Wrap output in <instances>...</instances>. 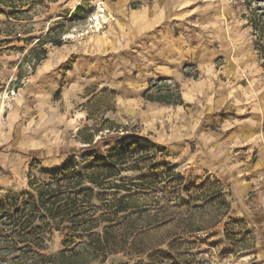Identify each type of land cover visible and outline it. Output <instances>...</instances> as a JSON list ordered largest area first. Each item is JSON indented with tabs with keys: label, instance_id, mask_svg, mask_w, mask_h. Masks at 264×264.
<instances>
[{
	"label": "rangeland",
	"instance_id": "rangeland-1",
	"mask_svg": "<svg viewBox=\"0 0 264 264\" xmlns=\"http://www.w3.org/2000/svg\"><path fill=\"white\" fill-rule=\"evenodd\" d=\"M142 8L167 12L169 39L133 34ZM263 29L264 0H0L2 256L38 235L86 264H264ZM49 39L62 45L37 43ZM165 87L184 104L142 97ZM46 187L76 197L74 224L44 217ZM124 220L175 242L151 257L86 252Z\"/></svg>",
	"mask_w": 264,
	"mask_h": 264
},
{
	"label": "trees",
	"instance_id": "trees-1",
	"mask_svg": "<svg viewBox=\"0 0 264 264\" xmlns=\"http://www.w3.org/2000/svg\"><path fill=\"white\" fill-rule=\"evenodd\" d=\"M136 7H134L135 9ZM254 32H258L260 28L256 26L253 27ZM260 32V31H259ZM263 33H260V36H264ZM264 38H260L255 41V45L257 47V51L260 54V57L264 60ZM37 43L39 45H44L46 43H51L53 46H61V40H38ZM41 55L36 57V61L34 63V67L45 58L46 49H41ZM166 90L161 92L157 91V93H143L142 97L149 102H156L164 105H182V100L179 97L175 96V93L172 92L168 87H165ZM86 143H90V141H86ZM97 175L92 174L90 178H95ZM98 177V176H97ZM91 183H96L95 180L90 181ZM118 188V187H117ZM65 192L61 190V187H46L44 189H40L37 194L39 196V208L42 210V214L48 221H54L55 219H59L60 223H73L71 219L67 220L70 215L74 214L72 212V208H75V199L71 198L70 195H64ZM72 203L70 205V201ZM126 209H121L120 212H124ZM77 215L74 216L76 218ZM67 220V221H66ZM54 223V224H60ZM217 221H214L204 228H189L191 224H188V230L186 232H198L203 229L211 228L215 226ZM26 229H29L31 223L27 225ZM55 230L57 229V225ZM59 226V225H58ZM27 233L25 237L28 235ZM29 236V235H28ZM65 242V241H64ZM141 235L134 230V227L130 223V221H125L121 223H116L115 225H110L109 227H104L99 233H95L94 235H90L87 238L84 249L86 252H90L91 250L100 251L104 256L114 255L119 253H124L128 255H139V254H147L148 257L152 256V249L158 248L163 245H170L175 242L174 236L166 235L162 237L157 244L152 245L148 243ZM22 246L13 251H17V255L11 257L9 256L13 253L7 251L6 248L3 252L4 257L0 252V264H86L87 261L79 251H69L67 248L61 249L55 253H47L46 245L44 244V239L40 236H32L26 237L21 241ZM64 244V243H63ZM64 246V245H63ZM7 248H10L8 246ZM87 254V253H86Z\"/></svg>",
	"mask_w": 264,
	"mask_h": 264
},
{
	"label": "crops",
	"instance_id": "crops-1",
	"mask_svg": "<svg viewBox=\"0 0 264 264\" xmlns=\"http://www.w3.org/2000/svg\"><path fill=\"white\" fill-rule=\"evenodd\" d=\"M141 11H140L141 12L140 15L142 17V20L137 21V24H136L137 28L133 30L134 35L136 34L141 35L144 33L154 32L158 30V32L160 31V34H162L160 35V40L169 39L168 37H171L172 29H170V26H166L165 24L166 21L168 20V14L166 11H162L161 9H158V10L154 9V11H152V10H149L148 8H142ZM140 15H136V16L138 17ZM162 28L163 30H161ZM167 28H168V31H167ZM161 62H162V65L158 66L159 69L157 71L163 76H167L171 78L173 77L176 79L177 78L176 76H178V72L176 73L175 71L176 63H172L170 61L168 62L165 60ZM184 94L186 95L187 100L190 101L192 99L193 92L191 93L190 91H185ZM182 104H184L183 100H182Z\"/></svg>",
	"mask_w": 264,
	"mask_h": 264
}]
</instances>
